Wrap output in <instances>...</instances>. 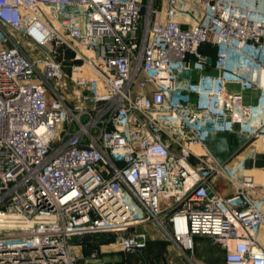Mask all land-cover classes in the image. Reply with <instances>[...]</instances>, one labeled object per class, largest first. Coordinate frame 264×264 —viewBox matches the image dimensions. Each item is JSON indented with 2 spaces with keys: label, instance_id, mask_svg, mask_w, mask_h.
Returning a JSON list of instances; mask_svg holds the SVG:
<instances>
[{
  "label": "built area",
  "instance_id": "built-area-1",
  "mask_svg": "<svg viewBox=\"0 0 264 264\" xmlns=\"http://www.w3.org/2000/svg\"><path fill=\"white\" fill-rule=\"evenodd\" d=\"M219 134L264 146V0H0V264L98 263L72 240L109 232L129 255L147 224L264 264V183Z\"/></svg>",
  "mask_w": 264,
  "mask_h": 264
},
{
  "label": "crops",
  "instance_id": "crops-1",
  "mask_svg": "<svg viewBox=\"0 0 264 264\" xmlns=\"http://www.w3.org/2000/svg\"><path fill=\"white\" fill-rule=\"evenodd\" d=\"M246 94L248 98L255 95L250 91L246 92ZM208 145L214 153L217 152V145L214 142L213 137L209 139ZM249 147L251 148L245 155L240 156V151L235 149L234 152L231 155H228L225 160H229L230 164L232 165L239 163L242 158H245L247 169L254 174L256 181L259 183H264V153L261 152L264 150V146L259 142H255L245 146V148ZM255 150L257 152L256 161H254L252 157ZM215 186L216 189L224 195H230L233 191L231 184H229L226 178L223 176H218L216 178ZM146 227L150 234L147 246L143 250L129 254V259H127L125 263L131 261L130 257H134L133 261L136 264H148V262L151 261L152 264H198V259H206L207 255L209 254V249H211L212 253L215 252L212 259L214 260V263L211 264H222L224 262L223 248L220 245L214 243L210 237L196 236L194 249L188 251L187 254H184L179 248L166 240L157 227L152 224H147ZM78 252L83 254V252L79 250ZM199 253H203L204 255L200 256ZM147 257L151 258V261H148ZM81 264L84 263L81 261Z\"/></svg>",
  "mask_w": 264,
  "mask_h": 264
},
{
  "label": "rangeland",
  "instance_id": "rangeland-1",
  "mask_svg": "<svg viewBox=\"0 0 264 264\" xmlns=\"http://www.w3.org/2000/svg\"><path fill=\"white\" fill-rule=\"evenodd\" d=\"M187 72H191L192 79L197 77V72L192 70H186ZM220 136V137H219ZM213 136L214 142L217 145V152L215 154L217 157L225 161L228 155H231L235 149L240 151V156L245 155L251 147L245 148L246 143L248 142L249 138L245 135L241 134H221V135ZM261 152L264 153V150ZM247 166V163H246ZM139 231L143 230V226H139L137 228ZM116 234L115 233H102V234H90V235H83V236H76L72 240L73 247L76 250L83 252V254H89L93 249L103 250L100 252V261L98 263L93 264H136L133 260L134 257H130L128 263H125L127 259H129L128 255L123 254L117 247L116 241ZM78 248V249H77ZM209 249V254L207 255L206 259H198V264H211L214 263L213 255L215 252H211ZM200 256H203V253H199ZM128 256V257H127ZM148 261H151V258L147 257ZM131 262V263H130ZM154 263V262H153ZM148 264H152L148 262Z\"/></svg>",
  "mask_w": 264,
  "mask_h": 264
},
{
  "label": "trees",
  "instance_id": "trees-1",
  "mask_svg": "<svg viewBox=\"0 0 264 264\" xmlns=\"http://www.w3.org/2000/svg\"><path fill=\"white\" fill-rule=\"evenodd\" d=\"M202 50H203L204 52L210 53L211 55L214 54V50H213L211 47L204 46V47L202 48Z\"/></svg>",
  "mask_w": 264,
  "mask_h": 264
}]
</instances>
